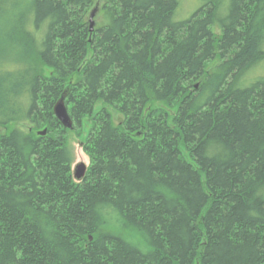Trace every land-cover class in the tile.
Instances as JSON below:
<instances>
[{
    "label": "trees",
    "instance_id": "16d2710c",
    "mask_svg": "<svg viewBox=\"0 0 264 264\" xmlns=\"http://www.w3.org/2000/svg\"><path fill=\"white\" fill-rule=\"evenodd\" d=\"M94 3L0 0V264H264V0Z\"/></svg>",
    "mask_w": 264,
    "mask_h": 264
},
{
    "label": "rangeland",
    "instance_id": "374dc122",
    "mask_svg": "<svg viewBox=\"0 0 264 264\" xmlns=\"http://www.w3.org/2000/svg\"><path fill=\"white\" fill-rule=\"evenodd\" d=\"M20 1V0H19ZM207 0H180L181 4H180V9L177 13L176 19L177 20H184L189 18L202 4H204V2ZM225 2H227L228 0H224ZM102 0H95V3L92 5V7L90 8V14L92 12V10L97 9V12L95 14L94 17V28L99 26V24L103 23L104 20V13L100 10V5H101ZM19 9L22 11V9L24 10V6L21 5L19 7ZM18 9V11H20ZM90 14H89V18H90ZM15 18V17H14ZM13 19V18H9L8 20ZM0 21L2 22L3 19ZM32 26V25H31ZM31 28V27H30ZM33 29V28H32ZM37 33H39L40 35L44 34V26L43 28L40 27L39 29H37ZM7 53L11 54L10 51H8ZM50 69L45 68V71L48 72ZM86 124L85 128V133L87 131V129H90L89 125ZM19 126V125H16ZM19 127H22V125H20ZM84 143H85V139L79 138L74 131L70 130L69 132V139H68V144L69 147L73 153V164H72V168H74V166L80 162H84L85 164L89 165L90 164V158L89 156L86 154L85 150H84Z\"/></svg>",
    "mask_w": 264,
    "mask_h": 264
},
{
    "label": "water",
    "instance_id": "95a60500",
    "mask_svg": "<svg viewBox=\"0 0 264 264\" xmlns=\"http://www.w3.org/2000/svg\"><path fill=\"white\" fill-rule=\"evenodd\" d=\"M96 12H97V9L92 10V12L90 14V18H89V26H90V32L91 33L94 30V25H95L94 17H95ZM54 113H55L56 118L60 121V123H62V125L65 128L72 129V122H71V119L68 115L66 106L64 105L63 101L60 100L56 104V106L54 108ZM40 134L46 135V129H44ZM87 168L88 167L84 162H80V163L76 164L74 166V169H73V178L77 182H81L86 175Z\"/></svg>",
    "mask_w": 264,
    "mask_h": 264
}]
</instances>
